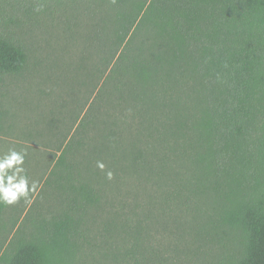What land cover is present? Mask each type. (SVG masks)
I'll use <instances>...</instances> for the list:
<instances>
[{"label":"trees","instance_id":"16d2710c","mask_svg":"<svg viewBox=\"0 0 264 264\" xmlns=\"http://www.w3.org/2000/svg\"><path fill=\"white\" fill-rule=\"evenodd\" d=\"M26 20L84 36L94 94L59 147L68 210L0 264H264V0H0V86L29 64ZM222 237L235 249L207 261Z\"/></svg>","mask_w":264,"mask_h":264},{"label":"rangeland","instance_id":"374dc122","mask_svg":"<svg viewBox=\"0 0 264 264\" xmlns=\"http://www.w3.org/2000/svg\"><path fill=\"white\" fill-rule=\"evenodd\" d=\"M26 21L14 29L29 53V64L19 74L6 75L0 86V107L4 113L0 156L10 148L25 150L23 167L30 184L35 181L36 186L29 191L27 200L21 198L2 212L0 257L10 254L19 240L43 235L41 224L68 210L73 194L70 195L68 182L58 179L61 170L56 165L61 154L59 147L74 131L77 117L87 109L94 94V87L82 81L85 68H88L81 54L84 36L71 38L62 25ZM97 59L93 54L87 65ZM255 120L252 148L256 162L263 168L259 159L264 156V90L256 101ZM260 180L259 190H262L264 174ZM78 211L81 213V209ZM90 215L94 216L93 222ZM87 216L92 222L91 234H95L94 230L109 217L95 211V207L87 211ZM171 237L169 241L175 236ZM229 241L222 237L214 246L210 244L206 260L230 254L235 248ZM97 255L98 259L91 255L88 258L83 252L79 262L102 264ZM102 262L109 263L105 259Z\"/></svg>","mask_w":264,"mask_h":264},{"label":"clouds","instance_id":"9594fccd","mask_svg":"<svg viewBox=\"0 0 264 264\" xmlns=\"http://www.w3.org/2000/svg\"><path fill=\"white\" fill-rule=\"evenodd\" d=\"M25 150L17 151L10 148L6 153L0 156V204L12 205L21 198L28 199L29 191L34 190L36 182L30 184L26 175V169L23 167L25 162ZM98 167L104 168L102 163ZM111 178V173H108Z\"/></svg>","mask_w":264,"mask_h":264}]
</instances>
